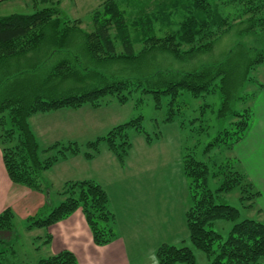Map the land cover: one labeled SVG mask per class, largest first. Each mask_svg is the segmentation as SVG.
I'll return each instance as SVG.
<instances>
[{
	"label": "trees",
	"instance_id": "1",
	"mask_svg": "<svg viewBox=\"0 0 264 264\" xmlns=\"http://www.w3.org/2000/svg\"><path fill=\"white\" fill-rule=\"evenodd\" d=\"M32 1L37 3V0ZM226 8L232 9L227 11ZM240 19L250 23L245 32H256L258 27L264 32V0H105L92 14L91 31L82 29L80 20L62 17L57 5L44 6L30 14L0 16V70L12 57L42 47L45 40H50L56 48L51 53L45 52L49 55L41 57V63L62 53L60 60L53 61L51 70L40 77H16L9 84L11 75L3 72L8 86L0 101V114L7 111L11 125L0 136V146L12 182L33 190H46L49 185L43 172L60 158L81 152L73 142L61 148L63 144L58 142L42 150L30 124L34 114L80 108L85 104L96 106L109 95L125 103L135 91L152 93L158 102L163 95L168 96L165 121L177 122L181 130L188 122L193 125L200 120L193 117L196 115L187 119L186 94L197 99L220 91L223 101L219 117L230 118V125L206 145L204 153L210 154L222 146L233 149L245 137L252 120L251 106L238 110L234 103L238 100L247 103L253 93L242 95L238 90L252 79L251 69L257 65L264 67V49L247 61L244 69L234 64L231 56L190 69L159 68L155 66V59L160 53H168L182 62L208 52L235 25L234 21ZM109 62L123 63V69L119 70L122 73H106L99 65ZM260 86L263 88L264 84ZM206 107H202V114ZM200 127L204 131L203 125ZM131 130L144 134L148 144L153 142L143 128L142 117H137L88 142L84 157L93 159L100 153L101 144H105L125 165L132 148ZM55 149L56 155L41 159V150ZM186 150L182 171L188 180L190 204L185 218L192 244L213 257L210 264H264V222L251 218L240 220V210L221 198L224 193L240 189L241 201L252 207L260 191L237 168L235 158L210 164L199 160L194 149ZM210 176L221 179L215 191L209 187ZM60 195L64 198L59 204L45 205L38 216L29 218L30 229L48 228L81 209L96 244L103 245L118 238L116 214L110 208L107 191L98 181H68ZM14 219L11 207L3 210L0 231L12 229ZM222 220L234 222L225 239L216 229V223ZM50 237L48 234L46 242ZM5 253L0 242V264ZM157 259L159 264H196L190 247L168 243L158 248ZM38 264L79 263L72 251L63 250L41 259Z\"/></svg>",
	"mask_w": 264,
	"mask_h": 264
},
{
	"label": "rangeland",
	"instance_id": "2",
	"mask_svg": "<svg viewBox=\"0 0 264 264\" xmlns=\"http://www.w3.org/2000/svg\"><path fill=\"white\" fill-rule=\"evenodd\" d=\"M104 1L80 0L77 5L72 6L69 0H37V3L32 0H27V2L16 0L15 2L1 4L0 16L14 13L30 14L44 6L57 5L61 10L62 17L71 19V21L80 20V27L86 31H91L93 29L92 14L101 7ZM229 9L226 8L227 11H230ZM245 20H235V25L215 42L210 51L196 54L192 58L182 60V62L174 59L168 53H160L158 57L155 56V66L165 69H190L204 63L224 60L231 56L233 63L238 66L240 65V68L244 69L247 61L254 59L257 52L264 49V32H260L261 28L259 27L256 32H245L244 30L250 26V23ZM115 34V31H112V35L115 36ZM44 42L41 43L42 47L38 46L36 50L12 57L1 68L0 101L3 95H5L3 92H5L8 86L4 82L5 76H3V72L7 71L11 75L9 84H12L16 77L25 78L24 76L26 75L35 78L40 77L51 70L50 67H52L51 65L55 59L62 57V53L58 52L55 58L51 59L52 57L50 56L49 61L44 62V64L41 63V57L49 55V53L45 52L51 53L56 48L55 45L51 44L50 40H45ZM139 48L140 45L138 44L136 49L138 50ZM43 52L46 55H43ZM38 61L39 63H37ZM88 63L92 66L90 62ZM121 64L123 63L109 62L105 65L102 63L99 65L103 66L101 68L105 69L106 73L110 71V73L119 75L122 73L119 70L123 69ZM127 66L131 67V65ZM19 70H24L25 72H19ZM132 71L130 69V72ZM250 74L252 79L246 82L243 89L239 88L238 93L242 95L253 93V96L247 103L239 100L236 101L234 107L238 110L246 106L253 108L256 105V98L261 94L262 88L260 84H264L263 65L255 66L251 69ZM184 99L189 105V118L187 119L199 117L202 121L198 120L193 125L188 122L183 130H180L176 123L165 121L168 112V96L163 95L158 102L152 93H142L141 91L133 92L132 96L125 103L120 102L116 96L109 95L100 100V104L96 106L85 104L80 108H64L49 116L37 115L31 119L33 130L40 140L42 150L60 141L63 145L59 148L68 146L70 142H73L79 146L81 152L79 155H74L66 160L60 158L61 162L58 166L48 169L46 177L50 185L43 192V206L38 205L36 211H34V197H30L28 199L30 202L25 207L22 204L20 206L17 205L15 210L12 208L15 214L13 228L1 229L4 233L0 236V242H2L3 249L6 250L2 264H38L41 259L57 254L45 242L47 239L45 228L30 230L29 218L38 216L44 210L45 205L59 204L61 202L60 194L66 182L80 180L77 178L82 171L87 172L100 164L99 158L88 162L84 157L88 142L105 136L114 127L137 117H142L143 128L153 138V145L147 146L144 134H140L135 130L130 131L132 145L135 146L132 160L134 161V165L130 164V170L128 169L126 172L130 173L125 175L127 178L125 183L126 188L122 190L119 187L116 192V212L119 215L125 216L117 217L116 215L117 232L119 231L120 234H125L126 236H132L133 232H137L138 236L142 237H145L141 235L145 232L146 239L148 236L151 238L159 236L160 238L161 232V243L176 244L179 247L188 246L193 250L196 264H210L213 257L210 258L207 253L192 244L188 229L186 228L183 210L190 204V195L188 180L182 171L184 152L187 151V148L194 149L195 155L199 160L209 162L210 164L225 161L227 158H235L238 160L237 168L245 172L251 182L253 181L252 178L256 180V176L262 181H255L258 186H254L259 190V188L264 189V142L256 140V151H251L253 145L248 148L250 151L242 149L245 154L244 161H240L236 146L230 150L223 146L218 147L212 153L206 155L204 153L206 145L221 130L230 125V118L225 116L219 117L223 101L222 95L218 91L196 99L186 94ZM203 106H208L205 108L204 114L201 113ZM61 122L65 124H61ZM10 125L11 119L9 114L7 111H4L0 114V136L6 133ZM200 125H203L204 131L200 129ZM61 126H63V129H61ZM257 135L258 130L256 129V134L253 136H256V139L264 140V136ZM105 148L107 146L101 144L100 150L104 152ZM42 150L41 152L45 153ZM56 150H51L50 155L46 158L56 155ZM141 156H145L149 162L148 169H141L143 161ZM137 171H142V174L137 177L131 175L132 173L138 174ZM45 172L47 170L43 172V176ZM139 179L143 187L141 192L144 193L141 200H137L135 192H130L131 190L135 191V187L140 188V185L137 183ZM220 182L221 179L219 178L209 177V187L214 191L219 187ZM146 191L149 194L146 195ZM151 194L159 195L151 197ZM240 195V189H235L230 193H224L221 198L226 203L240 210V220L251 218L264 222V206H261L260 200H256L252 207H248L246 204H243ZM262 203L264 204V198L262 199ZM127 209L131 212H128ZM154 223L158 228L153 231L150 224ZM233 224L234 222L228 220L218 221L216 229L222 233L225 239ZM140 226L142 228L138 231ZM156 230L158 234H156ZM159 238H154L151 242L147 240V245L142 246H146L147 250L148 248L152 249ZM140 249L145 251L143 255L145 256L146 250L141 246ZM176 264L187 263L178 262Z\"/></svg>",
	"mask_w": 264,
	"mask_h": 264
},
{
	"label": "crops",
	"instance_id": "3",
	"mask_svg": "<svg viewBox=\"0 0 264 264\" xmlns=\"http://www.w3.org/2000/svg\"><path fill=\"white\" fill-rule=\"evenodd\" d=\"M15 1L16 0H0V6L1 4H5L8 2H15ZM22 1L27 2V0H22ZM84 1H89V0H84ZM69 2L71 3L72 6H74L77 5V3L80 2V0H69ZM63 109L64 108L50 112H43V113L40 112L34 114L30 118V124L32 129L33 126L31 119H33L35 116L37 115L49 116ZM251 109H252V120L249 129L243 140H241L239 143L235 145L238 148V155L240 161L245 160V154L243 150H246L250 148L251 145H253L251 151H256V140L257 141L259 140L260 142H264V140L256 139V136H253L256 134V129L258 130L257 136H264V87L262 88L260 96L256 98V105L253 108L251 107ZM169 123H176L178 128L181 130L180 125L177 122H169ZM61 124H65V123L61 122ZM61 129H63V126H61ZM35 135L37 136L36 133ZM146 144L147 146L150 147L153 145V142L151 144H148L146 142ZM140 147L142 148V146ZM104 150H105L104 152L100 150V153L98 155H96L93 159L88 160V162H92L99 158L98 160L100 161V164L97 165L95 168H91L87 172L82 171L78 175L77 179L80 180L93 179L98 181L105 188V190L109 195L111 210L114 213H116L117 217L120 216L125 217L124 215H119L116 212L117 203L115 196L119 187L122 190L126 188L125 183L127 178L125 175L130 174L129 172L126 173L128 169L130 170L129 165L130 164L134 165V161L132 160H133V152L135 153V146L132 145V148L130 150L125 165H122L114 156V154L108 150V148H105ZM248 151L250 150L248 149ZM50 153L51 152L42 153L40 155L41 159L46 158L48 155H50ZM72 156L74 155L71 156L68 155L67 157L63 158V160H66ZM141 159H143L141 169L143 168L148 169L149 162L146 160V157L141 156ZM60 162H61L60 160L57 161L53 168H55V166H58ZM141 172L142 171L138 172V174L132 173L131 175L137 177L138 175L142 174ZM47 174H48V170L47 172H45L43 178L44 180H46L48 185H50L46 177ZM252 179H253L252 183L258 186L257 182L255 183V181H261V180L257 176H256V180H254V178ZM137 183L140 185V188L135 187V191L131 190L130 192H135L137 200H141L144 195V193L141 192L143 189L141 185V180L139 179ZM259 191H260V196L257 198V200H260L261 206H264V204L262 203V199L264 198V189L259 188ZM43 192L44 190L42 191L33 190L24 185L16 184L12 182V180L10 179L7 173L3 159L2 147L0 146V213L8 207L13 208L14 210L16 209L17 205L20 206L23 204L25 207L30 202V200H28L30 197H34L33 199V202L35 204L34 211H36L38 205L43 206L44 203ZM147 192L148 191L145 192L146 195L149 194ZM157 195L159 194H151V197H155V196L157 197ZM63 198L64 197L61 196V201L63 200ZM187 208L188 206L186 207L185 210H183L184 217ZM127 211L131 212L129 209H127ZM185 223H186V218H185ZM150 225L153 228V231L156 228H158V226L155 223ZM141 228L142 227L140 226L138 228V231H140ZM186 228H187V224H186ZM33 229L30 230L32 231ZM39 229H43V228H39ZM45 230H46L45 236L47 239H49L48 234L51 235L50 240L48 242H46L47 239L45 240L47 246H50L53 251H56V253H59L63 250L72 251L75 254L79 264H159L157 259V249H158L157 247H159L161 243V237H162L161 232H160V238L159 236L153 238L148 236L146 239L145 232L141 234L144 235L145 237H142V236H138L137 232H133L132 236H126L125 234H120L118 231V238H116L115 240L109 243L98 245L94 242L92 231L81 209H78L76 212H74L67 218L58 221L57 223L51 225L50 227L45 228ZM3 233H4L3 231H0V236H2ZM156 234H158V231L156 232ZM154 238H159V240L155 242L152 249L148 248L147 250L145 248L146 246H142V245H147V240L151 242ZM131 242H132V246H131ZM162 244L163 243H161V245ZM140 246L146 250L145 256H143L145 251L140 249Z\"/></svg>",
	"mask_w": 264,
	"mask_h": 264
}]
</instances>
